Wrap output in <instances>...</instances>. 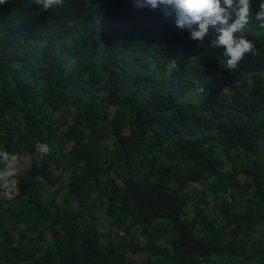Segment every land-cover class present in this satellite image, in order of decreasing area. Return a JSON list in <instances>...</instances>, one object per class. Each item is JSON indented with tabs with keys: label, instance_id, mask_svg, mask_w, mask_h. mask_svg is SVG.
I'll use <instances>...</instances> for the list:
<instances>
[{
	"label": "trees",
	"instance_id": "16d2710c",
	"mask_svg": "<svg viewBox=\"0 0 264 264\" xmlns=\"http://www.w3.org/2000/svg\"><path fill=\"white\" fill-rule=\"evenodd\" d=\"M209 29L197 48L132 0L0 5V150L31 156L0 189V264H264V29L230 71Z\"/></svg>",
	"mask_w": 264,
	"mask_h": 264
},
{
	"label": "clouds",
	"instance_id": "9594fccd",
	"mask_svg": "<svg viewBox=\"0 0 264 264\" xmlns=\"http://www.w3.org/2000/svg\"><path fill=\"white\" fill-rule=\"evenodd\" d=\"M10 0H0V5ZM137 9H160L165 17L175 15V25L179 29H187L190 39L197 42V48L204 46L209 35V26L215 28L216 36L211 39L210 47L222 48V56L226 59V70H235L246 55L256 56L255 44L244 34L245 27L254 17L264 29V0H259L258 11L253 0H132ZM32 3L48 11L57 6L63 7L64 0H32ZM235 15V20L230 22ZM172 68H177L176 61H170ZM199 83V82H197ZM197 91L205 92L203 86ZM42 155L51 151L49 145L37 143ZM18 153L0 150V189L9 195L18 191L19 181L16 167L19 166Z\"/></svg>",
	"mask_w": 264,
	"mask_h": 264
},
{
	"label": "rangeland",
	"instance_id": "374dc122",
	"mask_svg": "<svg viewBox=\"0 0 264 264\" xmlns=\"http://www.w3.org/2000/svg\"><path fill=\"white\" fill-rule=\"evenodd\" d=\"M31 164V156L29 154H25L21 161L19 162V166L16 167V172L23 170L24 168L30 166Z\"/></svg>",
	"mask_w": 264,
	"mask_h": 264
}]
</instances>
